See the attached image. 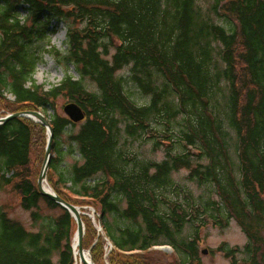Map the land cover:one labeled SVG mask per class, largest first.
<instances>
[{
  "label": "trees",
  "instance_id": "obj_1",
  "mask_svg": "<svg viewBox=\"0 0 264 264\" xmlns=\"http://www.w3.org/2000/svg\"><path fill=\"white\" fill-rule=\"evenodd\" d=\"M202 1L0 0V113L41 110L49 120L50 188L73 206L96 209L114 246L107 253L82 216L83 247L94 264H157L153 248L165 245L176 264H200L201 230L232 220L247 243L219 251L232 264H264V0H211L207 12ZM55 21L67 26V50L55 53L78 78L67 75L47 91L34 76L39 44ZM132 90L147 104L135 102ZM63 96L86 112L82 124L48 115ZM68 128L67 154L81 163L65 176L60 141ZM47 136L28 118L0 125V191H15L35 222L42 203L62 213L30 233L0 205V264H55V255L57 264H75L77 223L38 189ZM138 140L163 150L164 159L135 153ZM183 170L218 199L194 197L175 182ZM187 227L194 232L184 236Z\"/></svg>",
  "mask_w": 264,
  "mask_h": 264
},
{
  "label": "rangeland",
  "instance_id": "obj_2",
  "mask_svg": "<svg viewBox=\"0 0 264 264\" xmlns=\"http://www.w3.org/2000/svg\"><path fill=\"white\" fill-rule=\"evenodd\" d=\"M210 1L211 0H204L200 3L201 6L203 7L204 12L208 11ZM25 14H26L25 11L22 9L21 10V15L23 18L21 20L22 24L24 22V17H26ZM27 24H29V22H27ZM79 26L83 27L84 25L81 24ZM66 28L67 26L63 22H57V21L52 22L48 31L49 38L46 40V42L39 44L40 47H42L41 56L43 59L41 62H39V64L36 67L34 81H36L37 84L44 86L45 90L47 91L48 89H51L54 86H59V84L63 82L64 78L67 75H72L75 79L78 78V74L75 68L70 65L69 70H67L60 62L59 58L55 53L57 52V50L61 52H65L67 50ZM118 75L120 77L127 76V70L120 72ZM84 85L86 89H88L91 92L97 90L94 83L90 80H85ZM132 92L134 94L133 99L139 105L147 104V102L149 101L148 97L147 98L142 97L140 94L137 93V91L132 90ZM70 103H72V101H69L66 97L64 96L59 97L56 103L55 112L49 110L47 113L50 116L57 114L58 116H63L68 118L66 113L64 112V107L66 105H69ZM5 116H7V114L4 115L0 113V117H5ZM72 130L73 128H68L64 133L65 135L61 138L60 141L61 145L63 146L62 150L64 154L62 155L63 160H62V164L59 166L60 167L59 171L65 176H67L70 173V171L73 168V164L78 162L81 163L80 161H78L80 160V157L77 153H73V155L67 154L68 149L70 147L68 136L70 135ZM47 141H48V136L46 139V144L44 145L45 147L43 148L44 153L42 160H40V162L36 164V159L33 158V162L34 164H36V168H38L39 170L37 183L39 182V177L45 160ZM131 146H132V150L135 153H140L147 160H154L156 162H161V160L164 159L165 157V152L163 150H160L158 152H155L153 150V146L150 141L143 142L138 140L134 142ZM188 175L189 172L187 170H183L180 171L179 174H174L173 178L175 182L182 185L183 187L187 186L190 189L191 193L194 195V197L203 198L204 200L210 197L215 201L218 199V196H216V194L213 193L212 189L209 186L207 185L198 186L196 183L195 184L191 183L188 179ZM19 201L20 199L18 195L10 187H8V189H4L0 191V205L3 206L5 212L8 213L9 218L13 219L19 224H22L24 228L30 233L43 230V228L49 225L48 222L49 220L54 219L62 214L61 211L59 210L52 211L48 209L47 206L44 203H42L39 210L41 219L35 222L32 218V212L24 211ZM76 207H78L82 211L84 217L89 218V220L92 221L95 230L99 234L98 211H96V209H94L92 206L88 204L83 206H76ZM108 220H110V222L112 223H114L115 221L114 217L111 216L108 217ZM193 232H194L193 229L187 227L184 232V236H187L188 234L191 235L193 234ZM199 237H200V241L198 248H199L200 264H232V258H227L225 256V253L223 251H219V249L224 247L227 250L230 249L241 250L244 247V245L247 243L246 235H244L241 227H239V225H237L236 222L233 220L229 223V227L227 228H220V227L218 228L216 226L209 224L207 225V228L201 230ZM74 238H73V242H74ZM203 251H207L208 252L207 255H204ZM235 256L236 258H238L239 262H241L242 259L244 258L243 255H241L240 253L235 254ZM58 259L59 256L55 255L53 259L55 264H57ZM151 260L156 262L157 264H176L179 262L178 256L175 255L173 250L162 247L154 248V255L151 256ZM105 264H109V263L105 261Z\"/></svg>",
  "mask_w": 264,
  "mask_h": 264
},
{
  "label": "water",
  "instance_id": "obj_3",
  "mask_svg": "<svg viewBox=\"0 0 264 264\" xmlns=\"http://www.w3.org/2000/svg\"><path fill=\"white\" fill-rule=\"evenodd\" d=\"M64 112L66 113L67 117L72 123L75 124H82V122L86 118V112L81 109L79 105L76 103L72 102L69 105H66L64 107ZM16 118H25V119H30L36 123L42 124L46 129H47V135H48V141H47V149L45 153V160L42 166V171L39 177V182H38V189L40 190L41 195L47 197L48 199L54 201L56 204H58L60 207L63 209H66L67 211L70 212L71 216L73 217L74 221L77 222V230H76V235L75 238H78V245H79V250L78 254H80L81 258V263L82 264H93L92 260V253L90 250L88 252L84 251L83 247V239L85 236V227H84V222L82 221V212L78 207H74L70 203H68L66 200H62L53 189H50L48 185V179L47 175L50 170V162L52 158V148H53V140H54V134H53V129L51 127V124H49L48 119L46 116L40 111H27L26 113H16V114H8L5 117L0 118V125H5L6 122L10 120H14ZM46 186L48 189H46ZM74 238V240H75ZM74 248V246H73ZM88 253L90 256V260L85 259V254ZM207 251H203L204 255H207Z\"/></svg>",
  "mask_w": 264,
  "mask_h": 264
},
{
  "label": "bare ground",
  "instance_id": "obj_4",
  "mask_svg": "<svg viewBox=\"0 0 264 264\" xmlns=\"http://www.w3.org/2000/svg\"><path fill=\"white\" fill-rule=\"evenodd\" d=\"M46 189H48V187L46 186ZM74 251L76 254V264H82L81 263V258H80V254H78V250H79V245H78V238L76 237L74 240ZM85 254V259L88 261L90 260V256L88 253H84ZM94 264V263H93Z\"/></svg>",
  "mask_w": 264,
  "mask_h": 264
}]
</instances>
